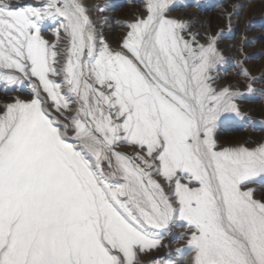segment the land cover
Masks as SVG:
<instances>
[{"label": "snow or ice", "instance_id": "snow-or-ice-1", "mask_svg": "<svg viewBox=\"0 0 264 264\" xmlns=\"http://www.w3.org/2000/svg\"><path fill=\"white\" fill-rule=\"evenodd\" d=\"M173 6L114 46L108 5L0 0V87L28 92L0 101V264H264V138L218 135L257 78L219 85V33Z\"/></svg>", "mask_w": 264, "mask_h": 264}, {"label": "rangeland", "instance_id": "rangeland-1", "mask_svg": "<svg viewBox=\"0 0 264 264\" xmlns=\"http://www.w3.org/2000/svg\"><path fill=\"white\" fill-rule=\"evenodd\" d=\"M90 5H108L103 13L107 22L104 32L115 46L122 34L127 31L124 22L134 19L143 12L144 0H87ZM168 15L190 21L192 31L201 34V40L211 34L219 33L217 46L225 57V62L218 66V84H231L244 91L249 77L242 74L247 69L250 77L257 78L253 87L258 91L246 94L239 104L241 110L251 118L232 121L218 129L219 139L225 144H235L247 140L259 141L264 138V0H175ZM48 39L53 37L50 29L45 31ZM26 90L11 89L5 91L0 87V101L14 96L26 97ZM184 227H175L173 235L166 236L163 244L155 254L171 253L174 259H181L175 250L185 245L180 238ZM154 254V255H155ZM189 253L185 251L181 264H185Z\"/></svg>", "mask_w": 264, "mask_h": 264}]
</instances>
